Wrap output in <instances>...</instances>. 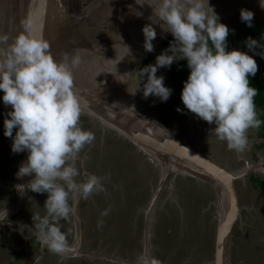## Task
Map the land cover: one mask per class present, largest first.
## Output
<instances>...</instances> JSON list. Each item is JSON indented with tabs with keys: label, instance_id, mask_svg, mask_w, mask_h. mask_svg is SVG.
Wrapping results in <instances>:
<instances>
[{
	"label": "clouds",
	"instance_id": "clouds-1",
	"mask_svg": "<svg viewBox=\"0 0 264 264\" xmlns=\"http://www.w3.org/2000/svg\"><path fill=\"white\" fill-rule=\"evenodd\" d=\"M147 5L152 8V23L143 27L144 50L149 53L155 50L153 41L157 32L153 24L171 33L174 40L157 55L154 64L142 67L143 97L154 96L166 102L173 90L165 85V77L158 76L157 71L170 68L176 61H186L190 73L181 92L184 107L214 125L209 129V136L226 143L230 150L243 152L248 143V130L260 126L254 103L257 89L252 80L259 71L255 55L264 56L255 50L264 46L260 40L249 36L245 41L248 51L230 49L229 27L221 22L210 0H151ZM259 5L264 9V0H259ZM137 15L142 13L137 12ZM240 18L249 27L253 26L252 10L242 8ZM80 62L78 55L68 53L57 59L51 52L50 41L34 30L31 19L22 21V30L14 37L0 33V92L3 104L10 106L4 119V136L12 139L14 154L27 153L16 177H31L27 183L15 185V190L22 197L29 191L47 193L44 214L33 212L31 228L45 248L56 255L75 252L77 248L61 230V222H70L77 215L75 205L80 199L103 191L101 178L94 174L77 179L81 175L76 166L79 154L95 138L79 123L82 106L74 87V70ZM177 111L183 110L178 107ZM237 182L243 209L233 232L252 226L251 220L244 221L242 203L245 201L241 200L245 189H251L249 182L244 178ZM165 185L166 182L164 188ZM258 197L263 198L261 193ZM150 199L155 201L153 197ZM250 213L259 222L264 218L261 212ZM8 217L5 205L0 208V223L9 221ZM134 219L140 222L139 217ZM263 239L264 235L260 236V240ZM215 243L216 238L208 245L214 244V251ZM136 264L160 262L144 248L136 257Z\"/></svg>",
	"mask_w": 264,
	"mask_h": 264
},
{
	"label": "rangeland",
	"instance_id": "rangeland-1",
	"mask_svg": "<svg viewBox=\"0 0 264 264\" xmlns=\"http://www.w3.org/2000/svg\"><path fill=\"white\" fill-rule=\"evenodd\" d=\"M234 2L236 1H232ZM227 11L225 9L221 12L219 9L217 13L220 14L221 22L229 27V32L239 24L246 25L240 18V11L236 10L230 14L226 13ZM253 12V20L264 17V13H259L261 10L255 9ZM168 47L150 56L152 58L149 57L143 67L154 64L157 55ZM237 48L248 51L245 41ZM169 70L170 68H160L157 75H163L165 85L173 90L170 98L166 102H160L158 98L152 96L162 120L186 144L225 163L232 170H244L247 166L246 158L249 157L246 148H254L258 140L256 135V140H251L249 137L252 133L247 132L249 144L240 153L230 150L226 143L218 141L214 136H209V129L214 125H209L197 117L190 118L183 111H177L178 107L182 109L183 104L179 102L177 92L168 76ZM141 73L142 69L140 77L143 81L144 77ZM256 111L262 116L264 105L256 107ZM6 113L0 103V208L6 205L7 209L11 210L10 208L14 209L18 203V196L10 191V187L13 183L18 184L19 181L16 177L18 166L16 159L21 153L14 154L11 150L12 139L4 136ZM82 115L87 116L83 113ZM257 119L259 120V117ZM103 140L101 136L95 135L92 144L86 145L78 158L93 169L88 171L89 175L94 174L101 178L103 191L94 192L80 203L81 230L75 222V217L70 222L62 221L59 225L69 242L77 245L76 251L64 255L53 254L34 236L31 228L33 212L44 214L43 205L47 193L29 191L24 195L21 207L9 215V221L0 223V264H34L35 262L36 264H136V257L144 248H148L158 258L160 264H212L214 244L208 249L206 246L213 243L216 238L218 223L216 187L189 177L173 178L170 174L165 188L163 186L159 196L152 202L150 198H154L161 182V177L157 175L159 171L153 168L154 162L147 172L140 173V171L128 170L126 162H129L126 161V157L124 156L123 159V155H118L116 151L110 152V159L106 161ZM259 148L264 153V143H260ZM134 153L136 156L142 154L136 149L133 155ZM6 158L10 159L5 161ZM131 162L135 164L133 168L138 166L133 159ZM13 168L15 172L11 175ZM122 170L125 174H122ZM3 172H7L6 175ZM249 175H245L244 180H248L249 187L254 191L244 192L242 194L244 198L241 200L245 201L242 203L243 215L246 216L244 221L247 222L248 219L253 221H250L252 226L233 232V242L229 250L232 264H264V251L261 249L264 248V239L260 240V236L264 233H257L259 227L262 228L263 225L259 224V230H256L255 227L260 222L250 213L257 211L264 215V205L258 197L261 193L264 198V177L257 175L254 180L256 183H253L252 178L249 180L251 177ZM87 176L88 174H81L79 178L83 180ZM151 185L152 192H146ZM142 187L144 191H141ZM126 193H129V201L125 204L123 196L126 198ZM144 196L145 201L140 205L139 199ZM127 203H134L140 207L133 214L132 212L129 214ZM134 217H139L141 223ZM209 228L211 231L207 236ZM79 235H82L81 242Z\"/></svg>",
	"mask_w": 264,
	"mask_h": 264
},
{
	"label": "water",
	"instance_id": "water-1",
	"mask_svg": "<svg viewBox=\"0 0 264 264\" xmlns=\"http://www.w3.org/2000/svg\"><path fill=\"white\" fill-rule=\"evenodd\" d=\"M103 1H106V4L109 3L110 5L106 6V4H103L105 3ZM127 1L128 0H120L116 3L115 0H62L60 16L62 21H67V19H69L68 24L71 26L69 27L70 29H65V31L62 30L50 36L48 34L50 24L48 23L43 33V36L50 41L51 51L54 50L55 46L58 44L65 46L61 52L59 50L54 56L57 57V59H61L66 52L68 53L70 50L66 51V48L70 49L68 45L75 39L73 35H76V37H78L76 40H78L79 51L82 50L83 45L87 47L90 46L91 42H93L92 44H94V47L99 46L98 49L100 53L98 52L97 56L94 55L95 62L90 63V66L100 67L106 70L109 60L112 59L116 61L117 64L124 65L133 83L139 87L143 82L140 77V70L146 60L159 50L169 46L170 43L173 42L174 37L171 33L164 32L159 24H153L152 26L157 32V37L153 41L155 50L151 53L146 52L143 47L145 39L143 27L152 23L150 20L152 8L147 5L151 0H140V3L137 0L139 4L136 3V0H132L133 4H129V6ZM232 1L236 2L232 3ZM0 3L5 9L4 17L6 19H12L17 16V13L6 10L3 0H0ZM210 3L214 6L216 12L219 11V9L221 12L226 9V11L228 10L226 13L230 14L236 12V10L241 11L242 8H246L252 11L258 9L261 10L259 13H264V9L259 5V0H210ZM34 6L35 3L31 0L28 16ZM65 7L70 10L65 9ZM71 7H73L74 11L71 10ZM24 9L25 8H23V11ZM137 12L142 13V15H137ZM74 14H76L77 21L72 24L70 19H72V15ZM263 18L264 17H260L256 20ZM1 22L0 20V23ZM5 23L9 25V21ZM10 24L16 30V21H11ZM52 32L56 31L52 30ZM57 37L59 38L55 41ZM100 47H103V49L101 50ZM78 50H76V53L79 52ZM85 56L86 53L81 54V63H83ZM76 81L75 79L74 87L81 91L82 87L77 86ZM0 93L1 106L8 112L10 106L6 107L3 104V93ZM138 93L137 95L141 98L139 101L140 106L138 108L133 107L131 111L119 110L113 106L105 110L104 104L100 102V106L104 110L103 116L93 119L91 117L92 111L85 109L81 105L82 113L87 115L91 122L96 125L97 129L101 130L102 134L117 136L129 142L135 146L136 150L140 151L147 160L152 163L154 162L156 169L159 171V176L161 177V183L154 199L159 196L163 184L170 174L173 178L178 176L185 178L189 177L195 181L214 185L216 187L217 195L215 198L218 201V223L213 264H231L229 261V249L232 241L233 229L235 223L239 220L241 209H243L240 205V194L238 190L240 188L237 181L243 179L248 170H232L212 156H207L201 150L186 144L170 130L168 125L162 120L156 110H154L155 105L152 101V96L145 99L143 97L142 88L138 90ZM89 95L93 97L90 93L88 96ZM87 107L90 109L93 107L94 109L93 101H90ZM146 110H149V112ZM26 159L27 155L17 164V171L20 164ZM30 179L31 177L18 179V184L27 183ZM17 195L18 207L15 205L12 213H15L23 203L24 196L22 197L18 192ZM79 206L80 200L75 205L77 209L75 222L81 230ZM78 238L79 242H81L82 235H79ZM41 252H43V250H41Z\"/></svg>",
	"mask_w": 264,
	"mask_h": 264
},
{
	"label": "bare ground",
	"instance_id": "bare-ground-1",
	"mask_svg": "<svg viewBox=\"0 0 264 264\" xmlns=\"http://www.w3.org/2000/svg\"><path fill=\"white\" fill-rule=\"evenodd\" d=\"M30 1L31 0H3L6 10L17 13V16L12 19H6L4 17L5 9L0 3V20L2 21L0 23V33H7L10 37H13V35L15 36L19 31L22 30V21L26 19H31L34 30L41 34L44 33L45 27L48 23L50 24L48 30V34L50 36H53L62 30L65 31V29H70L69 27L71 26L68 24L69 19H67V21H62L60 16L62 0H33L35 6L32 8L28 16ZM118 1L120 0H115L116 3ZM103 2H105L103 4H106V1ZM138 2L140 3V0H138ZM127 3L129 6V4H133V1L128 0ZM107 5L109 6L110 4L108 3L106 6ZM23 8H25L24 11ZM65 9L70 10L67 7H65ZM71 10L74 11L73 7H71ZM14 20L17 23L15 26L16 30L10 24L11 21ZM8 21L9 25L5 23ZM70 21L72 24L77 21L76 14L72 15V19H70ZM52 30L56 32H52ZM73 36L75 39L70 43V45H68L70 49L66 48V51L70 50L68 54L72 55H74L76 50L79 49L78 40H76L78 37H76V35ZM58 38L59 37H57L55 41H57ZM92 43L93 42H91L90 46L88 47L83 45L82 50H78L79 52L75 54L80 57L82 53H86V58L84 57L83 63L80 62L79 67L74 70V80H77L76 85L82 87L81 91L75 89L77 95L81 99V105L85 109L92 111L91 117L93 119H97L104 114V110L101 108L100 102L104 104L105 110L110 109L112 106L124 111H131L133 107L138 108L140 106L139 101L141 100L140 96L137 95L138 91L135 94H132L137 90L138 87L133 83V80L126 72L123 64H117L116 61L111 59L108 62L106 70L101 69L100 67H92L89 65L90 63L95 62L94 55L97 56V53H100L98 49L99 46L94 47V44ZM64 48V45L58 44L51 52L53 55H56V52L59 50L61 52V50ZM100 48L101 50L103 49V47ZM89 93L95 99L90 97V95L88 96ZM90 101H93V105L95 107L94 109L93 107L92 109L87 107ZM158 109V106L155 105L154 110H156L157 113ZM146 111L149 112V110Z\"/></svg>",
	"mask_w": 264,
	"mask_h": 264
},
{
	"label": "trees",
	"instance_id": "trees-1",
	"mask_svg": "<svg viewBox=\"0 0 264 264\" xmlns=\"http://www.w3.org/2000/svg\"><path fill=\"white\" fill-rule=\"evenodd\" d=\"M234 30V31H233ZM228 36V47L230 49L237 48L243 41L251 36L258 40L262 46H264V40H261V35L264 34V18L253 21V26L249 27L247 24H239L236 26ZM166 48V47H165ZM257 53L264 55V47L255 50ZM152 58V57H150ZM257 64L259 65V71L257 72L255 78L252 80V85L257 89V96L254 98V103L256 107H262L264 105V56L255 55ZM190 69L187 67V62L184 60H179L174 63L169 70L168 76L174 86L175 92H177V97L179 102L181 100V92L184 86V82L187 80ZM183 104V103H182ZM182 110L184 114L190 118L196 117L195 114L190 113L184 105H182ZM260 121V126L255 128L259 130L261 136H264V114L260 116L257 114Z\"/></svg>",
	"mask_w": 264,
	"mask_h": 264
},
{
	"label": "flooded vegetation",
	"instance_id": "flooded-vegetation-1",
	"mask_svg": "<svg viewBox=\"0 0 264 264\" xmlns=\"http://www.w3.org/2000/svg\"><path fill=\"white\" fill-rule=\"evenodd\" d=\"M160 117H162V116H160ZM79 123L84 129L90 130L94 134V137H95V135H97V136H101V138L104 139L103 141H104V147H105V152H106V154L104 155V159L106 158L105 159L106 161H108L110 159V156H109L110 152L116 151V153L118 155H120V154L123 155V159H124V156L126 157V159H127L126 161L129 162V163L126 162L128 170L132 169L131 171H135V172H139L140 171V173H144V171L147 172L152 167L151 161L147 160L146 157H144L142 154H141V156H136L135 153L133 155V151L135 152V149H136L135 146H133L129 142H126V141L118 138L117 136H113V135H110V134H102L101 130L97 129L96 125L94 123H92L91 120L87 116L81 115ZM26 155H27L26 152L19 154L18 155L19 157H17L16 161H18V163H20L21 160ZM130 156H132V157L130 158ZM9 159L10 158H6L5 161H8ZM131 159H133L137 163L138 166L136 168H133V166L135 164L133 162H131ZM76 166L78 167V169H79L81 174H88L89 175L88 171H93V169H91L90 166L86 162H83L82 159H78L76 161ZM153 168L156 169V167H153ZM3 170L5 171V169H3ZM14 172H15V168H13L11 175L14 174ZM3 173L6 175L7 172H3ZM122 174H125V173H123V170H122ZM158 174L159 173H157V175ZM77 179L80 180L79 177ZM144 187H142L141 191H144ZM151 190H152V188L150 186L149 188L146 189V192L150 193ZM10 191H13V192H15L17 194V192L15 190V184L14 183L10 187ZM126 195H127L126 198H125V196L122 195L125 204H126V202L129 201V198H128L129 193H126ZM144 201H145V196L142 197L141 199H139V202H141L140 205ZM81 202H83V199H80V203ZM260 202H261L262 205H264V202L261 199H260ZM127 204L129 205V208H128V213L129 214L131 212L133 214L140 207V205H137V204H134V203H132V204L127 203ZM126 209H127V205H126ZM126 213H127V210H126ZM9 214H10V211H9ZM139 223H141V222H139ZM257 225H259V223H257ZM257 227H259V226H257ZM259 228H260L261 233H264L263 228H261V227H259ZM210 231H211V229L209 228L208 231H207V236L210 233ZM206 247L208 249L209 246L207 245ZM261 249L264 251L263 247H261Z\"/></svg>",
	"mask_w": 264,
	"mask_h": 264
},
{
	"label": "crops",
	"instance_id": "crops-1",
	"mask_svg": "<svg viewBox=\"0 0 264 264\" xmlns=\"http://www.w3.org/2000/svg\"><path fill=\"white\" fill-rule=\"evenodd\" d=\"M249 131H251V133H252V136L249 137V138L251 140H253V139L256 140L258 138V140H256L257 142H256L254 148L253 147L246 148L247 149V153L249 154V157L246 158L247 159L246 160V165L247 166L244 168V170H248L245 175L250 174L249 176H251L252 182L256 183V182H254V180H255L257 175L259 177H261V176L264 177V153L261 152L260 148H259V144L260 143H264V138H261L263 136H261L260 133H259V130H256L255 128H250L248 130V132ZM255 135H256V139H255ZM248 144H249V142L247 143V145ZM253 191H254L253 189H249V190L245 189V192H247V193H252ZM10 209L13 210L12 207ZM11 210H8V212L11 211ZM261 217H262V215H261ZM260 223L262 225H264V218L260 221ZM36 263L37 262H35L34 264H36ZM41 263H42V261H41Z\"/></svg>",
	"mask_w": 264,
	"mask_h": 264
}]
</instances>
